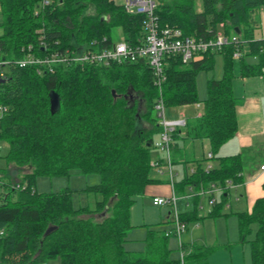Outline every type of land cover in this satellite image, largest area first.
<instances>
[{
    "label": "trees",
    "instance_id": "obj_1",
    "mask_svg": "<svg viewBox=\"0 0 264 264\" xmlns=\"http://www.w3.org/2000/svg\"><path fill=\"white\" fill-rule=\"evenodd\" d=\"M42 1L0 0V60L9 63L0 66L7 75L0 80V106L7 108L0 118V141L9 142L7 167L0 171V228L5 230L0 238V264H48L54 259L60 264H182V259L171 257L173 234L166 231L149 229L143 251L124 247L131 205L148 187L161 183L150 175L151 151L162 132L153 112L157 114L155 105L160 100L165 107L199 103L197 74L213 68L215 54L222 53L223 76L208 80L202 114L172 133V162L178 159L175 150H180L183 163H197L195 172L185 174L174 191L182 193L189 185H200L208 192L212 185L225 189L228 181L242 183L245 170L250 163L254 167L257 159L250 151L220 158L218 167L206 173L201 161L190 160L187 144L183 145L187 140H207L214 159L238 131L235 46L209 51L188 64L170 58L160 87L146 60L110 66L61 65L53 73L39 75L35 68H20L14 62L26 56L30 46L34 55L44 56L41 41L52 50L60 45L104 47L117 28L137 45L145 34V17L128 14L114 0H49L46 6ZM196 1L160 3L156 13L161 24L179 27L190 36L208 38L223 31L250 40L251 54L258 61L243 63L242 75L264 74V38L253 40L254 30L261 25L258 14L264 15V0H199L200 10ZM89 8L94 14L87 13ZM52 94L59 97L54 112ZM155 162L161 165L163 160L158 156ZM11 163L30 170L19 183L24 188L11 187ZM72 170L101 175V184L85 189L94 196L95 207L74 210L69 190L37 191L39 176H69ZM190 214V221L198 220L195 212ZM211 215L219 216L220 208ZM238 221L245 241L256 225L255 238L250 240L252 264H264V197L251 212L240 213ZM51 227L55 229L47 234ZM180 249L185 253L183 264H208L213 253L202 245L181 243Z\"/></svg>",
    "mask_w": 264,
    "mask_h": 264
},
{
    "label": "rangeland",
    "instance_id": "obj_2",
    "mask_svg": "<svg viewBox=\"0 0 264 264\" xmlns=\"http://www.w3.org/2000/svg\"><path fill=\"white\" fill-rule=\"evenodd\" d=\"M116 5L123 6L125 0H114ZM168 0H156L158 4H163ZM197 9H201L200 1H196ZM1 11V6H0ZM88 14H94L93 8H89L87 11ZM261 16V17H260ZM261 19L260 27L256 28L253 32V40L264 38V17L263 13L258 14V20ZM124 36L120 30L117 28L112 29V40L114 42L123 41ZM250 40H246L244 47L242 49V57L233 59V91L234 95L238 98L239 104L247 105L248 101L259 100L262 102L263 111H264V74L262 75H253L244 77L241 72V66L243 63H248L250 65L257 64V57L251 54L250 51ZM223 64L224 58L222 53H216L214 56L213 68L208 70H201L198 72L196 77V87L198 94V102L194 104L184 105V106H169L165 107V117L169 121L185 119L186 121L195 120L202 114L204 110V101L207 98V84L208 80L211 79H220L223 76ZM239 125L256 127L259 125L260 116L253 117L252 113L248 112L244 107L239 109L238 113ZM156 113L153 112V117L157 119ZM160 120H158V123ZM160 134L155 137V143L160 141ZM260 141L264 139L259 138ZM180 146L182 145L181 142ZM187 150L186 154L190 160L201 161L202 166L205 168L208 165L212 167H218V161L215 159L213 161L203 160L207 158V154L212 151L211 145L207 140L196 139L193 141H186ZM194 150L195 156L190 157V150ZM172 146V156L174 153ZM9 151V142L7 140L0 141V171L6 170L7 161L6 156ZM205 155V156H204ZM158 156L162 158L163 163H161V171L152 166L150 175L159 180L160 182L168 183L170 180V170H169V160L168 154L165 151H162L158 148H153L151 151L152 162H155L158 159ZM171 156V149L169 157ZM192 158V159H191ZM264 161V156L258 160V164ZM197 163H189L185 166L182 163L176 162L172 164L173 176L175 177L176 182H178V174H176V168H179L180 177H184L185 173L187 176H190L191 167L196 166ZM212 168V169H213ZM9 180L11 187L18 188L19 183L24 179L30 170L27 167L19 168L14 163L9 165ZM185 169V171H184ZM167 174L169 179H167ZM162 176L164 178H162ZM179 177V178H180ZM102 182V177L100 174H82L79 170H72L69 176L58 175L55 177L49 176H39L36 179V189L39 193H59L65 190L71 192L72 199V208L78 211L80 208H93L95 207V198L93 195L88 194L85 189L87 186L99 185ZM10 187V188H11ZM183 192H178V198L182 196ZM210 197V196H209ZM216 203L219 205L222 203V193L215 194ZM204 200V198H202ZM153 198L147 195L137 197L135 202L130 207V218L129 224L130 229L127 233V241L125 243V249L138 252L145 249V239L148 234L149 229H154L158 231L168 232L174 223H171L174 220V208L173 206H153ZM214 203L213 205L205 206L203 210H200L198 214V221H192L189 225V230L182 233L183 243L197 245L209 246L213 249L214 254V264H252V255H251V244L250 240L255 238L257 227L256 225L251 226V233L247 236L246 241L240 239L239 231L237 228V219L233 218L229 221L225 217L212 216L214 212ZM229 208L224 205L220 210V216L228 214L226 210ZM229 211V210H228ZM168 212H170V217L168 218ZM199 213V212H198ZM200 216V217H199ZM227 227L230 229V233H227ZM228 229V230H229ZM227 236L231 237V242L237 239L239 244L232 246V250H224L222 245H215L222 243V241L227 240ZM132 249V250H130ZM169 249L171 252V257L174 260H181V256L185 254L180 249V240L178 236L172 235L169 240ZM48 264H60L59 259H54L48 261Z\"/></svg>",
    "mask_w": 264,
    "mask_h": 264
},
{
    "label": "built area",
    "instance_id": "obj_3",
    "mask_svg": "<svg viewBox=\"0 0 264 264\" xmlns=\"http://www.w3.org/2000/svg\"><path fill=\"white\" fill-rule=\"evenodd\" d=\"M44 6L49 5V0H43ZM159 4L156 0H125L123 5L124 10L131 15H143L144 21V37L137 45L129 43L125 37L121 42H114L111 40L108 45L102 47L98 43L93 45L92 48L87 47H75V48H62L60 45L58 49L52 50L44 42H40V46L46 54L44 56H36L32 52V46L28 47V53L23 58L14 62L20 68H35L39 75L55 72L58 66H73V65H100L110 66L113 63L123 64L126 62H138L140 60H146L149 65L155 84L159 87L165 82V67L170 58H179L184 64L195 60L200 55L209 51H221L224 47L233 44L235 51L233 58L242 57V49L245 44V40H241L237 35H226L223 31L216 32L214 35L208 38H202L197 36L186 35L184 31L179 27L170 25H162L161 21L156 13ZM223 27V24L220 25ZM104 39V43L106 42ZM52 50V51H51ZM9 63L7 61L0 60V66H6ZM6 74L0 72V80L6 79ZM157 117L160 120V126L162 132L160 133V141L155 143V146L165 151L168 154V160L170 162V144L172 142V133L179 128H184L187 125L185 119L169 121L165 117V105L160 100L155 105ZM7 111V108L0 106V118ZM208 160L213 159V154L210 152L207 154ZM151 165L155 168L161 167L157 162H151ZM170 179L173 186V176L171 172V163H169ZM212 170V166L208 165L205 168V172L209 173ZM261 170H264V166H261ZM195 169H191V173H194ZM18 188H24L20 184ZM217 186L213 185L207 193H212ZM178 197L175 194L172 187V194L169 197H155L153 199L154 206L170 205L174 208V227L173 230L168 231L178 236L181 244V235L187 229L186 224L179 219L177 211ZM210 203H214V199H210ZM5 234V230L0 228V238ZM183 264V255L181 256ZM45 264V263H44Z\"/></svg>",
    "mask_w": 264,
    "mask_h": 264
},
{
    "label": "crops",
    "instance_id": "obj_4",
    "mask_svg": "<svg viewBox=\"0 0 264 264\" xmlns=\"http://www.w3.org/2000/svg\"><path fill=\"white\" fill-rule=\"evenodd\" d=\"M261 17V16H260ZM264 17V15H263ZM260 24H261V19H260ZM263 39V38H259ZM262 102L259 100H251L247 102V105H243V103L238 104L236 113H237V119H238V131L236 132L235 136L228 140L226 143H224L218 153H216L215 158L209 161L217 160L219 162L220 158L223 157H231V156H236L242 152L250 151L251 155H256V161L253 167V164L250 163L249 168L245 170L244 172V181L239 184H234L231 183L230 181L227 182V185L225 189H222V187H218L214 192L212 193H207L204 187H201L200 185H189L188 187L185 188L183 191L182 196L179 197L178 202H177V211L179 215V219L183 218L181 220L183 223L186 224V231L189 230V225H190V217H192V214L190 212H195L196 215L200 214V210H203V208L206 206L208 208L209 204L213 205L210 203L209 196H211V199H214L215 203L216 198L215 194L216 193H222V203L219 205H215L214 203V210L216 208L222 209L224 205H226L229 209L226 210L228 214L224 215H219L218 217H225L229 221L233 218L237 219V228L239 231V221H238V215L240 213L244 212H251L255 202L259 199L264 197V170H261V166H264V161L261 160V162L258 164V160L264 156V141H260L259 138L264 139V111H263V106ZM245 108L248 110L249 114L250 112L252 113L253 117L255 116H260L261 120H259V125L256 127H251V126H243L239 125V109ZM201 115V114H200ZM199 115V116H200ZM184 142H182L183 144ZM186 146V143L183 144ZM188 146V145H187ZM186 146V147H187ZM178 159L173 161L171 160L170 156V163H171V172H173V166L172 164L179 162L182 163L184 166L189 163H183L185 159H182V156H180V150H175ZM211 152V151H210ZM209 152V153H210ZM172 154V153H171ZM195 152L192 148L190 150V157H194ZM205 156V155H204ZM217 157V158H216ZM192 159V158H191ZM194 161V159H193ZM198 161V160H196ZM193 164V162H190ZM212 166V165H211ZM186 167V166H185ZM196 166L191 167V169H196ZM206 168V167H205ZM213 168V167H212ZM215 168V167H214ZM159 171H161V167L157 168ZM179 168H176V174H178V182H176L175 177L173 176V186L171 184V179H169V176L165 174L164 176L167 177L170 181L168 183L161 182L159 184L153 185L148 187L146 190V193L144 195L150 196L153 199L155 197H169L172 194V187L175 189L176 186L181 183L185 177H180L179 173ZM185 171V169H184ZM186 174V173H185ZM180 177V178H179ZM162 178H164L162 176ZM213 186V185H212ZM175 194L177 196V192L175 191ZM178 197V196H177ZM204 198V200H202ZM153 204V202H152ZM154 206V204H153ZM168 205H165L163 207H166ZM170 206V205H169ZM195 206V208H194ZM157 207V206H155ZM160 207V206H159ZM199 212V213H198ZM170 217V212H168V218ZM200 217V216H199ZM199 220V218H198ZM196 220V221H198ZM174 223V220L171 222ZM174 225V224H173ZM174 226H172L170 229H172ZM227 227V233H230V229ZM239 236L240 239L242 238L240 235L239 231ZM242 240H244L242 238ZM181 241H182V236H181ZM183 243V242H181ZM185 244V243H184ZM239 244V242L234 240V242H231V237L227 236V240L222 241V243H218V241L215 243V245H222L221 247L224 250L230 249L232 250V246ZM186 245L188 246H194L197 245L196 243L189 244L187 243ZM205 246V245H202ZM129 250V248H128ZM132 250V249H130ZM214 254V251L212 255L209 258L208 264H214V258H212ZM184 255V254H183ZM229 264V263H228Z\"/></svg>",
    "mask_w": 264,
    "mask_h": 264
},
{
    "label": "water",
    "instance_id": "obj_5",
    "mask_svg": "<svg viewBox=\"0 0 264 264\" xmlns=\"http://www.w3.org/2000/svg\"><path fill=\"white\" fill-rule=\"evenodd\" d=\"M59 107V97L57 94H52L51 95V110L54 112L56 109ZM55 228L51 227L48 229L46 232L47 234L51 233Z\"/></svg>",
    "mask_w": 264,
    "mask_h": 264
}]
</instances>
